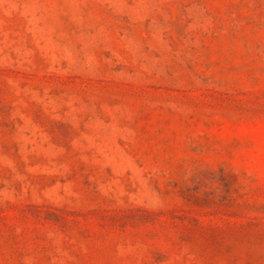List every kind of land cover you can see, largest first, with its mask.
Masks as SVG:
<instances>
[{"label":"rangeland","instance_id":"374dc122","mask_svg":"<svg viewBox=\"0 0 264 264\" xmlns=\"http://www.w3.org/2000/svg\"><path fill=\"white\" fill-rule=\"evenodd\" d=\"M0 264H264V0H0Z\"/></svg>","mask_w":264,"mask_h":264}]
</instances>
